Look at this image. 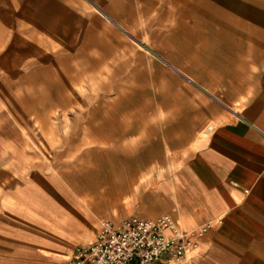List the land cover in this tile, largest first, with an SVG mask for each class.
Instances as JSON below:
<instances>
[{"label": "crops", "instance_id": "obj_1", "mask_svg": "<svg viewBox=\"0 0 264 264\" xmlns=\"http://www.w3.org/2000/svg\"><path fill=\"white\" fill-rule=\"evenodd\" d=\"M81 1L0 0V264H90L77 250L98 239L104 219L163 215L192 242L187 264H264V26L244 23L237 34L225 30L227 13L216 4L222 0L95 4L109 5L112 15L115 7H142L149 15L161 10L191 32L196 47L192 43L190 73L170 64L190 86L159 97L164 154L158 172L151 175V165L142 162L137 171L133 162L126 170L116 168L110 187L103 192L96 184L93 207H87L83 185H72L64 172V149L51 155L52 145L31 129L42 106L69 114L70 96L50 88L59 76L48 78L51 83L39 78L54 62L40 67L38 46L8 44L16 36L7 30L16 17L68 22ZM185 18L193 31H185L191 28ZM151 107L143 102L128 114L146 133ZM109 110L100 106L97 112Z\"/></svg>", "mask_w": 264, "mask_h": 264}, {"label": "rangeland", "instance_id": "obj_2", "mask_svg": "<svg viewBox=\"0 0 264 264\" xmlns=\"http://www.w3.org/2000/svg\"><path fill=\"white\" fill-rule=\"evenodd\" d=\"M98 1L76 2L68 22L35 23L16 17L7 26L16 36L8 38V44L38 46L40 67L54 62V67L39 71L40 80L59 76L50 88L70 96L69 114L63 116L58 109L48 113L42 106L40 116L30 120L31 129L41 142L52 145L51 155L64 149V172L71 174L72 185H83L87 207H93L96 184L103 192L110 187L116 168L126 170L133 162L137 171L142 162L151 165V175L158 172L164 154L159 97L190 86L171 65L190 73L189 53L196 47L191 32H184L178 21L168 20L161 10L149 15L142 7H115L113 10L122 12L112 15L107 12L112 10L109 5L95 6ZM216 4L227 13L228 19L222 20L225 30L237 34L244 23L247 27L264 26V0H222ZM214 10L215 15L220 14L217 6ZM101 11L120 20L114 23ZM184 25L191 27L185 31L194 30L190 19L185 18ZM40 85L45 88L42 82ZM143 102L152 106L146 112L151 121L148 133L137 129L128 117ZM100 106L109 108V113H98ZM122 123L131 127L130 132L124 131L127 127ZM109 219H104L103 225Z\"/></svg>", "mask_w": 264, "mask_h": 264}, {"label": "built area", "instance_id": "obj_3", "mask_svg": "<svg viewBox=\"0 0 264 264\" xmlns=\"http://www.w3.org/2000/svg\"><path fill=\"white\" fill-rule=\"evenodd\" d=\"M191 245L187 233L167 215L131 216L118 223L106 221L98 239L77 253L90 264H187Z\"/></svg>", "mask_w": 264, "mask_h": 264}, {"label": "bare ground", "instance_id": "obj_4", "mask_svg": "<svg viewBox=\"0 0 264 264\" xmlns=\"http://www.w3.org/2000/svg\"><path fill=\"white\" fill-rule=\"evenodd\" d=\"M114 134V133H113Z\"/></svg>", "mask_w": 264, "mask_h": 264}]
</instances>
